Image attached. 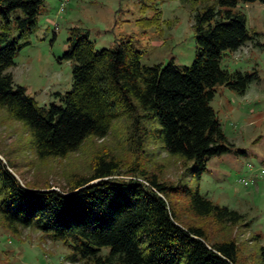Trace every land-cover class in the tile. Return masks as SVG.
I'll return each instance as SVG.
<instances>
[{
	"label": "trees",
	"instance_id": "obj_1",
	"mask_svg": "<svg viewBox=\"0 0 264 264\" xmlns=\"http://www.w3.org/2000/svg\"><path fill=\"white\" fill-rule=\"evenodd\" d=\"M42 2L0 0V41L9 32L13 11L22 12L24 18L17 23L28 31ZM238 2L264 6V0H219L226 8L223 14L212 7L198 13L193 25L195 58L183 69L172 62L144 66L141 53L129 40L114 49L96 51L87 32L70 29L63 57L72 63L71 89L60 96V105L48 108L40 107L22 87H15L8 70L18 43L0 46V107L29 129L40 158L65 157L88 137L102 139L113 121L125 116L132 152L143 151L151 140L169 156L192 163L199 176L210 158L233 148L210 106L215 88L223 86L244 95L253 78L221 68L226 52L253 40L244 14L231 10ZM118 168L114 160L99 157L89 177L61 191L22 186L0 160L1 222L13 234L34 229L49 240L66 241L71 262L234 264L233 241L210 243L202 228L180 223L167 198L176 191L174 187L134 168L127 171L129 178H120ZM189 206L197 218L213 217L230 225L243 218L197 193ZM103 248L108 249L105 255L100 254Z\"/></svg>",
	"mask_w": 264,
	"mask_h": 264
},
{
	"label": "rangeland",
	"instance_id": "obj_2",
	"mask_svg": "<svg viewBox=\"0 0 264 264\" xmlns=\"http://www.w3.org/2000/svg\"><path fill=\"white\" fill-rule=\"evenodd\" d=\"M208 7L221 14L226 10L219 0H43L35 25L28 31L17 23L24 18L22 12L11 13L9 32L0 46L18 43L8 70L15 87H22L40 107L48 108L60 105V96L71 89L72 63L63 57L70 29L87 32L96 51L114 49L129 40L141 53L144 66L172 62L183 69L195 58L196 15ZM231 10L244 14L253 40L235 52H226L221 68L246 72L253 78L244 95L223 86L215 88L210 106L233 148L210 158L199 176L192 163L169 156L151 140L143 151L132 152L125 116L115 119L102 139L88 137L65 157L40 158L29 129L0 107V160L22 186L61 191L89 177L99 157L114 160L120 178H129L125 175L132 168L144 171L175 188L167 198L181 224L202 228L210 243L233 241L234 264H264V6L238 2ZM196 193L236 211L242 220L230 225L213 217L193 216L189 205ZM107 252L103 248L100 254ZM71 254L66 241L49 240L34 229L13 234L0 219V264H86L71 262Z\"/></svg>",
	"mask_w": 264,
	"mask_h": 264
},
{
	"label": "built area",
	"instance_id": "obj_3",
	"mask_svg": "<svg viewBox=\"0 0 264 264\" xmlns=\"http://www.w3.org/2000/svg\"><path fill=\"white\" fill-rule=\"evenodd\" d=\"M244 184H246V182H243Z\"/></svg>",
	"mask_w": 264,
	"mask_h": 264
}]
</instances>
